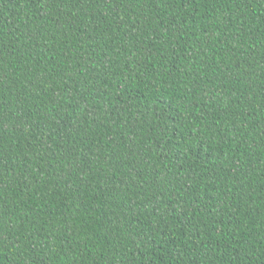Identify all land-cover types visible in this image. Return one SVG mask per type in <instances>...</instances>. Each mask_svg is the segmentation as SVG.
I'll use <instances>...</instances> for the list:
<instances>
[{"label": "trees", "instance_id": "16d2710c", "mask_svg": "<svg viewBox=\"0 0 264 264\" xmlns=\"http://www.w3.org/2000/svg\"><path fill=\"white\" fill-rule=\"evenodd\" d=\"M0 264H264V0H0Z\"/></svg>", "mask_w": 264, "mask_h": 264}]
</instances>
